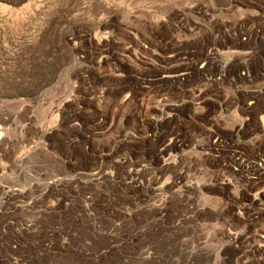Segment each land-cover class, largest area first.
<instances>
[{
	"label": "rangeland",
	"instance_id": "1",
	"mask_svg": "<svg viewBox=\"0 0 264 264\" xmlns=\"http://www.w3.org/2000/svg\"><path fill=\"white\" fill-rule=\"evenodd\" d=\"M43 1L58 7L61 29L73 36H59L58 70L37 92H28L31 84L0 57V69L12 75L7 72L0 85L6 131L0 143V264H264L261 238L237 244L227 238L245 223L254 234L264 230V180H254L237 156L250 164L264 158V0ZM74 1L101 7L86 15L71 6ZM35 35L7 45L5 54L17 55ZM98 37L109 41L102 50H95ZM217 52L238 53L224 61L245 62L246 71L212 81L209 71L225 63ZM187 62L195 67L191 81L168 84L173 118L148 128L143 112L160 98L142 100L140 83L157 68L175 71ZM122 71L132 103L87 96L90 85L103 86L98 73L116 86L112 76ZM83 96L90 99L80 106L84 121L75 116V99ZM101 113L114 125L90 135L85 125ZM6 118L10 123L3 125ZM159 130L180 138L172 154L190 165L184 166L188 177L158 198L141 200L153 170L154 149L146 142ZM191 184L201 186V195L189 191ZM160 206L167 212L154 223ZM36 216L41 225L28 232ZM203 241L211 255L198 251Z\"/></svg>",
	"mask_w": 264,
	"mask_h": 264
},
{
	"label": "bare ground",
	"instance_id": "2",
	"mask_svg": "<svg viewBox=\"0 0 264 264\" xmlns=\"http://www.w3.org/2000/svg\"><path fill=\"white\" fill-rule=\"evenodd\" d=\"M75 1L72 2L71 6L72 7L76 6L77 7L76 9H78L79 11H84L86 13V15H88L90 12H94V8H96V11H98L99 8L101 7V5H99V4H96L93 7H90V6L85 7V6H83L82 3H81L82 5H81L80 3L75 2ZM51 2H52V0H51ZM43 3H44L43 0H0V57L4 56V58H5L7 56L5 58L6 59L5 63H7L9 68H11V71H13L14 73L20 74V77L22 79H24V82L26 84L27 83L31 84L30 88L27 90L28 92H30V91H36L37 92L49 80H52V77L54 76V72L57 71L58 67H59V66H55V65H57L56 54H57V49H58V43L60 41V40H58V38H59V36H61L65 41V40L70 39V37L73 36L72 32H67V31L64 32L61 29V20H60L61 14L59 12L60 10L57 9L58 7L55 5L51 6V4H45V3L43 4ZM84 5H85V3H84ZM40 16H42L41 17L42 21L40 20L38 26L35 27L36 22L38 21V19H40ZM89 23H86V24H89ZM73 24H75L76 27L81 26L80 23H78L76 21ZM82 25L85 26L84 24H82ZM30 33L36 34L35 35V41L32 43L31 46L23 45V48H21V51L17 55H14V56H8L5 54L4 48L7 45H12V44H16V43L20 42L22 39L25 38V36H27V34H30ZM61 33L63 35H61ZM94 40H95V50H102L103 48H105L107 46V43L109 42L107 39H105L103 37L94 38ZM215 54H216V57L218 56L219 60H221V61H224L225 58H227L228 56H231V55L232 56H239L238 53H234V52L233 53H228V52L219 53V52H217ZM168 58H170V57L168 56ZM245 58H242V59L245 61ZM205 60L206 59L203 60L204 63L202 64L203 65L202 67L206 70L202 71V68H201V72H203V73L207 72V68H208V67H206L207 65L205 63ZM235 61L236 60H233V59H230V60L228 59V61L227 60L224 61L225 63H223V65L220 68L213 70V72L210 70L209 76H207V77L211 78L212 81H215V80H221V79H219V77H224V74L225 75L227 74V76H228V74L232 73L233 71H235L236 76H238L242 71L245 72L246 71V63L242 62V63H240L241 65H239V64L235 65L234 64ZM188 65H189V63L187 62V64H186L187 67L183 66L185 68L177 69L175 71H170V68L168 66L167 67L163 66L164 68H162V69L157 68L158 70L154 71L153 73L149 72L151 79L143 80L142 83H140L142 86L145 85L142 87V90H141L142 94H141L140 98L142 100L151 99V98H160V100L156 104H154L153 107L146 108L143 112V116L145 117L144 121L146 122L148 128H149V126L154 125V123L157 120L163 121L164 123L167 124V122H169L173 118L172 112H171L172 111V105L170 104L171 101H169V99H168L169 98L168 97V93H169L168 84L169 83H178V82L186 83L187 81L192 79V72L191 71L193 69H195V67H191V66L189 67ZM2 66L5 67L4 65H2ZM3 67H2V69H0V85L2 83L5 84L6 82L4 83V81H6V79H7V72L8 71L7 70L5 71L3 69ZM222 73H223V75H222ZM115 74L116 75L112 76V78L114 79L115 83L117 82L116 86L108 83V79H109L108 76L103 75L101 73H98L97 78L101 81V83H103V86H101V87L95 86L94 87V86L90 85V88L88 89L87 96H89L90 99H92V100H93V98H95V99L102 101V102L106 101L107 104H110L111 100L113 98H117V97H121L120 103L123 105H129L130 103H132L134 101V97L131 96L130 92L126 91V87L124 86V84L122 85V83H124L126 75L124 74L123 71L117 72ZM95 77H96V75H95ZM228 78H229V76H228ZM88 79H89V77L85 78V82H87ZM8 81H10V80H8ZM88 86H89V84H88ZM90 99H87L86 96L85 97L83 96V98L81 97V99H75L76 105H78L75 116L80 118L82 121H84V119L87 118V112H85V110H83L80 106L88 105L89 104L88 101ZM197 107L198 108H196V110H198L199 113H202L203 109L200 108L199 106H197ZM92 116H94L93 119H95V121L91 122L88 125L87 124L85 125V127H87V131L90 135H93V134L99 132L100 130L102 131V129L104 127H106L109 123H110V125H108V127L114 123L113 122L114 119H111L110 120L111 122H109L106 115L103 113H101L98 118H96L97 114L92 115ZM93 119H91V120H93ZM6 123L7 124L10 123L9 120H7V118L4 119L2 124L6 125ZM82 126L83 125H80L79 127L81 128ZM168 126H170V125H168ZM170 128H172V127H170ZM144 130H146V129H144ZM166 131H164V130L157 131L156 133H154L153 137L150 136L151 139L146 142V144L148 146H150L151 149L152 148L154 149L153 150L154 155L152 156V160H150V165H151L153 170L151 172H148L149 178L146 181L145 191H144L145 193L142 196V198H140L141 200L145 199L146 201L147 200L150 201V200H153L154 198H158L162 193L169 192L170 190L172 191V189H174L175 187H177L178 185L181 184V182L184 178L188 177V174L185 173L184 166L189 167L190 165L189 164H182L181 162H178L176 159H174V154H172L180 146V144H181L180 138L179 139L173 138L170 135H168V132H166ZM5 134H6V131H5L4 127L0 126V143H2L4 141ZM181 140H182V138H181ZM120 145H121V143H117V145H115L114 148L115 149L119 148ZM144 148H145V146H144ZM100 156H101V158H104V155L101 154ZM237 156H240V159H239L240 166H245L244 167L245 171H246V169H248V172H252L250 175H252L253 177H258L257 179L254 178V180H257V182H258V179L264 180V158L262 156H258V158L256 157L255 162L253 164L247 163L246 162L247 160L244 161L243 160L244 157L242 158L241 155H237ZM244 162H246L247 164L244 165ZM127 163L128 162L124 161V162H121V165H126ZM176 166H178V167L180 166V169L178 172H175ZM181 166H182V168H181ZM191 185H190L191 187L189 186V188H191V189H189V191L193 192L194 195H197V196L201 195V193H202L200 191L201 186L200 185H199L200 187L197 186L198 184L197 185L191 184ZM90 186L91 185L86 184L85 188H87V187L89 188ZM242 188H243V190L245 189L244 187H242ZM11 195H14V194H11ZM241 195L246 196V191L244 193H241ZM183 197L185 198V193L182 194V196L180 198L182 199ZM189 199H190V197L187 200L186 199L185 200L189 202ZM245 201H246V199H245ZM59 203L60 202H58V204ZM52 207H54V206H52ZM56 207H57V205H56ZM13 209H15V208H13ZM154 209H155L154 212H155L156 216H154L152 214L154 216V218H153L154 220H152V221L154 223H156L157 221L162 220L165 217L164 214L167 211H166L165 206L155 207ZM147 212H149V211H147ZM188 212H189V210H188ZM193 212L194 211H192L191 213H193ZM37 216L35 218H33L34 220H32V221L29 220V222L27 224V228H26V230L28 229V232H35L38 229L39 225H37V223H39V222H37V219H38ZM193 216L194 217L197 216V211L194 212ZM188 218L189 217H187V218L185 217L184 220H188ZM239 218H242V217H239ZM242 219H244V218H242ZM184 222H186V221H184ZM238 226H239V224L237 225L236 229L238 228ZM242 228L243 229L239 228L240 231L237 230V232L234 229V231H235L234 234L231 233L233 231L230 232V230H229L228 234L229 233L230 234H229V237H227V238L230 239L231 244H233V243L237 244L240 240L246 241V240L256 239V238H261L264 241V230L260 233L255 232V234H254L253 232H250V230L248 228H246V223H245L244 227H242ZM39 229H40V227H39ZM199 241H201V240H199ZM195 244H197V243H195ZM206 245L207 244L204 241L198 242V248L197 247L196 248L198 249V251L200 253L205 255V254L210 252L207 250ZM111 249H112V245H111ZM200 253H198V254H200ZM219 255H221V254H219ZM200 258H202V257L200 256ZM216 262H214V263H216Z\"/></svg>",
	"mask_w": 264,
	"mask_h": 264
}]
</instances>
